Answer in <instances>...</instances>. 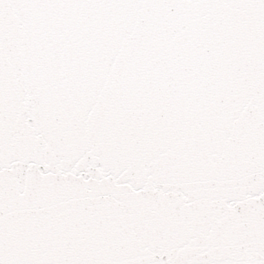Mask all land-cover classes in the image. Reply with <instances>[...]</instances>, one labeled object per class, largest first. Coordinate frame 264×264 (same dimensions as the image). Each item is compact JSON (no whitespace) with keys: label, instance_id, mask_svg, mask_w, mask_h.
Listing matches in <instances>:
<instances>
[{"label":"snow or ice","instance_id":"obj_1","mask_svg":"<svg viewBox=\"0 0 264 264\" xmlns=\"http://www.w3.org/2000/svg\"><path fill=\"white\" fill-rule=\"evenodd\" d=\"M0 264H264V0H0Z\"/></svg>","mask_w":264,"mask_h":264}]
</instances>
